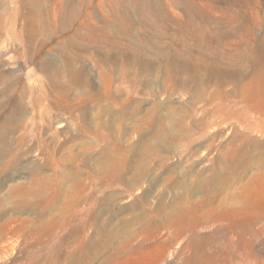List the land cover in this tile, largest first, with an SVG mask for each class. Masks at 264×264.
Instances as JSON below:
<instances>
[{
    "label": "rangeland",
    "instance_id": "obj_1",
    "mask_svg": "<svg viewBox=\"0 0 264 264\" xmlns=\"http://www.w3.org/2000/svg\"><path fill=\"white\" fill-rule=\"evenodd\" d=\"M0 264H264V0H0Z\"/></svg>",
    "mask_w": 264,
    "mask_h": 264
},
{
    "label": "bare ground",
    "instance_id": "obj_2",
    "mask_svg": "<svg viewBox=\"0 0 264 264\" xmlns=\"http://www.w3.org/2000/svg\"><path fill=\"white\" fill-rule=\"evenodd\" d=\"M201 255V254H200Z\"/></svg>",
    "mask_w": 264,
    "mask_h": 264
}]
</instances>
